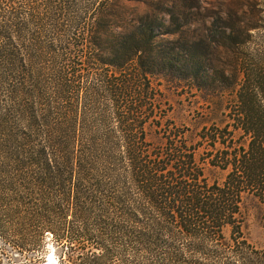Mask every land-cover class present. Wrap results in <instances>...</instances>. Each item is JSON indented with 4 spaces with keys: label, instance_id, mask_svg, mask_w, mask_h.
<instances>
[{
    "label": "trees",
    "instance_id": "1",
    "mask_svg": "<svg viewBox=\"0 0 264 264\" xmlns=\"http://www.w3.org/2000/svg\"><path fill=\"white\" fill-rule=\"evenodd\" d=\"M127 1L0 0V260L47 238L60 264H264L241 213L264 208L259 2L234 30L195 18L209 0ZM155 75L226 101L223 119L188 134Z\"/></svg>",
    "mask_w": 264,
    "mask_h": 264
},
{
    "label": "rangeland",
    "instance_id": "2",
    "mask_svg": "<svg viewBox=\"0 0 264 264\" xmlns=\"http://www.w3.org/2000/svg\"><path fill=\"white\" fill-rule=\"evenodd\" d=\"M152 0H136L125 2L129 11L132 13H142L146 6L145 3ZM262 12L258 15L263 17L264 26V0H257ZM204 9H201L199 14L195 15L198 21L211 15L213 20L216 21L217 26L223 25L222 19L225 18L227 25L234 27V30L238 29L237 21L242 19L244 21V10H250L254 7L249 0H209L208 3H203ZM257 12V11H255ZM207 19V18H205ZM264 30L259 32H252L251 44L257 43L262 38ZM220 59L222 54H217ZM238 57L244 59V49L238 50L231 57ZM156 87L162 93V99L164 107L167 108V119L172 121L178 127L189 128L188 134H195L205 125H211V123H220L223 119V109L226 105V101L212 97L200 90H197L194 86L188 83L178 80L172 77H163L161 75H155L152 78ZM149 138L154 143L159 142V137L151 132ZM224 173L218 169L208 170V176L210 179L221 180ZM241 213L243 217L242 231L244 237L256 248H264V208L257 201V199L246 196L243 197L241 204ZM228 234V231H226ZM51 247L53 244L47 238L43 248L39 251H26L23 254H19L18 257H11V263L13 264H41V256L44 253L45 245ZM57 251V250H56ZM13 252V251H12ZM11 253V252H8ZM14 254V253H12ZM17 254V253H15ZM58 254V252H57ZM52 255L49 254L48 261L52 260ZM0 264H9L7 258L2 257Z\"/></svg>",
    "mask_w": 264,
    "mask_h": 264
},
{
    "label": "clouds",
    "instance_id": "3",
    "mask_svg": "<svg viewBox=\"0 0 264 264\" xmlns=\"http://www.w3.org/2000/svg\"><path fill=\"white\" fill-rule=\"evenodd\" d=\"M51 254L53 256L52 261H48L47 257ZM41 264H60V256L57 254L56 251V245L53 244L51 247H48V245H45L44 253L41 256Z\"/></svg>",
    "mask_w": 264,
    "mask_h": 264
},
{
    "label": "bare ground",
    "instance_id": "4",
    "mask_svg": "<svg viewBox=\"0 0 264 264\" xmlns=\"http://www.w3.org/2000/svg\"><path fill=\"white\" fill-rule=\"evenodd\" d=\"M52 260H53V257H52ZM52 260H50V261H52Z\"/></svg>",
    "mask_w": 264,
    "mask_h": 264
}]
</instances>
